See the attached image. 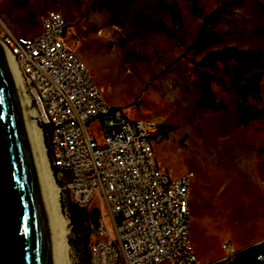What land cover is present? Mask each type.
<instances>
[{"label":"rangeland","instance_id":"1","mask_svg":"<svg viewBox=\"0 0 264 264\" xmlns=\"http://www.w3.org/2000/svg\"><path fill=\"white\" fill-rule=\"evenodd\" d=\"M49 12L62 15L66 44L105 103L151 125L159 167L170 177L190 175L193 251L241 239L245 188L264 196V0H0V36L33 38ZM112 130L99 120L88 125L96 142ZM39 131L64 223L65 260L88 264L96 202L70 204Z\"/></svg>","mask_w":264,"mask_h":264},{"label":"built area","instance_id":"2","mask_svg":"<svg viewBox=\"0 0 264 264\" xmlns=\"http://www.w3.org/2000/svg\"><path fill=\"white\" fill-rule=\"evenodd\" d=\"M66 34L62 15L49 12L37 36L5 33L0 44L45 131L48 162L70 204L84 209L96 202L88 264H200L188 235L190 175L170 177L159 167L151 125L105 103ZM94 120L113 128L99 142L88 133ZM255 260L264 261V254Z\"/></svg>","mask_w":264,"mask_h":264},{"label":"water","instance_id":"3","mask_svg":"<svg viewBox=\"0 0 264 264\" xmlns=\"http://www.w3.org/2000/svg\"><path fill=\"white\" fill-rule=\"evenodd\" d=\"M0 264H51L24 123L1 51Z\"/></svg>","mask_w":264,"mask_h":264},{"label":"bare ground","instance_id":"4","mask_svg":"<svg viewBox=\"0 0 264 264\" xmlns=\"http://www.w3.org/2000/svg\"><path fill=\"white\" fill-rule=\"evenodd\" d=\"M0 51L6 62L9 78L11 80L16 101L24 123L25 135L33 163V169L38 187V195L46 228L51 264H67V260H65L66 233L63 229L64 223L61 221L58 214L56 203L57 189L52 183L50 173L47 169L46 157L44 155L41 142V134L39 129L33 124V115L26 111L28 102L24 99V95H22V86L20 84V80L12 58L1 44Z\"/></svg>","mask_w":264,"mask_h":264},{"label":"crops","instance_id":"5","mask_svg":"<svg viewBox=\"0 0 264 264\" xmlns=\"http://www.w3.org/2000/svg\"><path fill=\"white\" fill-rule=\"evenodd\" d=\"M244 192L247 194L244 198L248 208L241 213V239L233 240L229 245H225L222 240L216 250L213 246L208 252L193 251L200 264H264V261L255 260L258 253L264 254V196L251 186L246 187ZM257 197L260 202L257 201L254 207L253 202ZM203 233L211 241V237L205 231Z\"/></svg>","mask_w":264,"mask_h":264},{"label":"trees","instance_id":"6","mask_svg":"<svg viewBox=\"0 0 264 264\" xmlns=\"http://www.w3.org/2000/svg\"><path fill=\"white\" fill-rule=\"evenodd\" d=\"M223 5H225V4H223ZM94 215H95V217H96V212L95 213H93ZM264 243V242H263Z\"/></svg>","mask_w":264,"mask_h":264}]
</instances>
